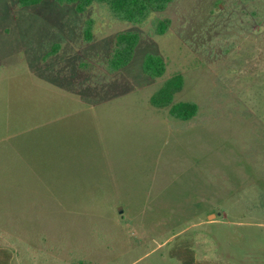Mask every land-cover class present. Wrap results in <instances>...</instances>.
I'll return each instance as SVG.
<instances>
[{
  "label": "rangeland",
  "instance_id": "1",
  "mask_svg": "<svg viewBox=\"0 0 264 264\" xmlns=\"http://www.w3.org/2000/svg\"><path fill=\"white\" fill-rule=\"evenodd\" d=\"M124 30L144 38L109 73L96 59ZM176 73L189 121L150 104ZM185 247L264 264V0H175L142 25L0 0V264H182Z\"/></svg>",
  "mask_w": 264,
  "mask_h": 264
},
{
  "label": "trees",
  "instance_id": "2",
  "mask_svg": "<svg viewBox=\"0 0 264 264\" xmlns=\"http://www.w3.org/2000/svg\"><path fill=\"white\" fill-rule=\"evenodd\" d=\"M45 0H18L19 7H31L41 4ZM60 6H72L80 14L86 13L95 4L106 6L113 15L122 21L134 25H142L148 21L153 14L164 12L175 0H52ZM154 35L166 34L171 26V19L155 16L152 19ZM93 19L86 22L85 32L87 40L92 39ZM144 38L139 30H124L116 33L105 53L96 59L109 73H115L130 64L136 50ZM61 43L53 45L47 57L58 53ZM142 70L151 78L162 77L167 70V62L163 56L148 52L143 58ZM184 76L176 73L165 80V82L151 95L150 104L157 108H169L170 116L180 120L189 121L199 112V104L193 100H182L175 102V95L183 89ZM182 264H217L213 261H197L194 252L189 247L174 251Z\"/></svg>",
  "mask_w": 264,
  "mask_h": 264
},
{
  "label": "water",
  "instance_id": "3",
  "mask_svg": "<svg viewBox=\"0 0 264 264\" xmlns=\"http://www.w3.org/2000/svg\"><path fill=\"white\" fill-rule=\"evenodd\" d=\"M120 211H122V208H120Z\"/></svg>",
  "mask_w": 264,
  "mask_h": 264
}]
</instances>
